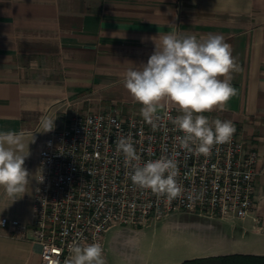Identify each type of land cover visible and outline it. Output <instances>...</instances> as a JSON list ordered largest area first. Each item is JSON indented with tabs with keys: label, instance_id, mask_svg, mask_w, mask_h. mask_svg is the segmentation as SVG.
<instances>
[{
	"label": "crops",
	"instance_id": "1",
	"mask_svg": "<svg viewBox=\"0 0 264 264\" xmlns=\"http://www.w3.org/2000/svg\"><path fill=\"white\" fill-rule=\"evenodd\" d=\"M177 32L197 39L221 35L231 45L236 95L226 110L202 114L232 121L236 135L258 151L254 216L260 224L180 212L196 217L195 225L214 241L205 252L163 264L264 256V0H0V132L24 134L25 167L33 174L28 194L13 203L0 188V221L30 228L37 162L49 133L41 118L54 120L56 128L74 113L140 114L124 74L147 62L155 47L150 37ZM165 106L174 107L162 101L157 112ZM116 231L114 242L123 233ZM40 254L30 230L16 238L9 225H0V264H41ZM138 264L162 263L143 257Z\"/></svg>",
	"mask_w": 264,
	"mask_h": 264
},
{
	"label": "built area",
	"instance_id": "2",
	"mask_svg": "<svg viewBox=\"0 0 264 264\" xmlns=\"http://www.w3.org/2000/svg\"><path fill=\"white\" fill-rule=\"evenodd\" d=\"M179 114L165 106L155 128L141 114L123 116L116 109L72 114L48 133L39 154L30 228L7 218L0 225H9L16 238L30 230L31 241L41 248V264H65L73 240L98 242L105 254V236L113 227L142 228L173 212L252 218L259 225L254 216L258 151L236 133L208 156L181 149L176 138L183 133L170 119ZM121 136L131 138L142 163L178 153L182 195L169 201L135 186L116 151Z\"/></svg>",
	"mask_w": 264,
	"mask_h": 264
},
{
	"label": "clouds",
	"instance_id": "3",
	"mask_svg": "<svg viewBox=\"0 0 264 264\" xmlns=\"http://www.w3.org/2000/svg\"><path fill=\"white\" fill-rule=\"evenodd\" d=\"M149 39L155 45L153 53L146 63L133 64L123 79L125 89L142 105L140 114L145 122L157 126V110L163 101L180 113L170 119L183 133L176 138L181 149L208 156L214 146L229 143L236 131L232 121L210 120L202 113L226 110L227 102L236 95L230 76L237 69L231 45L221 35L197 39L177 32ZM41 126L43 132H50L54 120L42 117ZM23 139V133L0 132V188L12 203L28 194L33 180L25 167L29 150L24 152ZM116 151L123 154L135 186L169 201L182 195L183 188L177 181L178 153L142 163L131 138L123 136L116 141ZM43 179L42 175L37 181L43 183ZM65 264H106L102 245L73 240Z\"/></svg>",
	"mask_w": 264,
	"mask_h": 264
},
{
	"label": "rangeland",
	"instance_id": "4",
	"mask_svg": "<svg viewBox=\"0 0 264 264\" xmlns=\"http://www.w3.org/2000/svg\"><path fill=\"white\" fill-rule=\"evenodd\" d=\"M193 220L197 219L192 215L173 212L141 229L117 226L105 236L106 252L103 255L109 264H128L131 260L138 264L143 257L163 264L205 252L214 238L196 226ZM116 229L123 233L114 242L112 238L117 233ZM230 229L228 225L226 232Z\"/></svg>",
	"mask_w": 264,
	"mask_h": 264
},
{
	"label": "trees",
	"instance_id": "5",
	"mask_svg": "<svg viewBox=\"0 0 264 264\" xmlns=\"http://www.w3.org/2000/svg\"><path fill=\"white\" fill-rule=\"evenodd\" d=\"M179 264H264V256L234 254L227 256L196 258Z\"/></svg>",
	"mask_w": 264,
	"mask_h": 264
}]
</instances>
